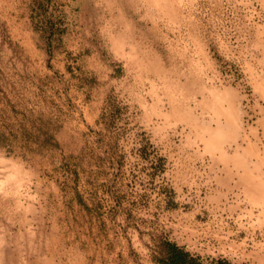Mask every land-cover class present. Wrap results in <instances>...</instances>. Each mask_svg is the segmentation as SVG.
<instances>
[{
	"label": "rangeland",
	"instance_id": "rangeland-1",
	"mask_svg": "<svg viewBox=\"0 0 264 264\" xmlns=\"http://www.w3.org/2000/svg\"><path fill=\"white\" fill-rule=\"evenodd\" d=\"M264 264V0H0V264Z\"/></svg>",
	"mask_w": 264,
	"mask_h": 264
},
{
	"label": "trees",
	"instance_id": "trees-1",
	"mask_svg": "<svg viewBox=\"0 0 264 264\" xmlns=\"http://www.w3.org/2000/svg\"><path fill=\"white\" fill-rule=\"evenodd\" d=\"M173 254L170 257V264H203L198 262L197 259L191 258L188 253H184L183 250L176 247L175 245L172 246ZM212 264H231L228 261H216Z\"/></svg>",
	"mask_w": 264,
	"mask_h": 264
}]
</instances>
